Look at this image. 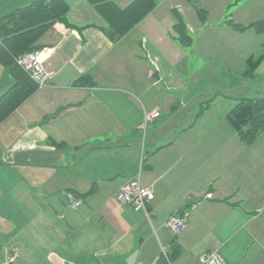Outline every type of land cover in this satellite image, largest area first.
<instances>
[{"label":"crops","instance_id":"obj_1","mask_svg":"<svg viewBox=\"0 0 264 264\" xmlns=\"http://www.w3.org/2000/svg\"><path fill=\"white\" fill-rule=\"evenodd\" d=\"M16 1L0 13L34 0ZM66 1L69 26L57 23L39 41L48 85L0 120V253L21 251L28 261L36 254L40 264H201L218 252L227 264H264V196L249 201L254 192L243 183L258 190L262 178L231 171L233 157L223 162L220 141L201 129L174 125L188 105L178 120L163 115L174 107L159 100L157 49L140 24L113 42L93 6ZM164 27L150 36H165ZM0 76L1 98L14 80L2 65ZM153 110L162 114L143 140L139 127ZM138 176L155 193L149 216L116 199ZM68 194L83 204L71 208ZM176 215L187 220L180 234L166 225Z\"/></svg>","mask_w":264,"mask_h":264},{"label":"rangeland","instance_id":"obj_2","mask_svg":"<svg viewBox=\"0 0 264 264\" xmlns=\"http://www.w3.org/2000/svg\"><path fill=\"white\" fill-rule=\"evenodd\" d=\"M15 1L8 0L4 6L0 2V8L12 7L11 3ZM114 1L123 8L131 0ZM158 3L149 15L151 21L145 18L139 27L151 38L152 47L157 49V64L162 77L159 87L164 90L159 100L168 107L171 104L174 107L161 112L163 115L176 112L178 120L187 111L186 120L173 124L182 121L189 130L198 128L195 133L201 129L200 134L205 139L219 140V147L224 151L223 162L233 157L228 164L231 171H247L260 176V185H263L258 190L257 184L243 182L254 192L253 199L249 201L257 203V194L264 196V133L251 145L239 142L227 115L242 97L264 98V63L254 77L245 75L246 60L251 56L258 59L264 55V31L252 27L264 20V0H158ZM174 9L184 19L190 44H184L175 31L178 19ZM199 10H205V14H200ZM6 13L9 12H1L0 16ZM152 20L156 27L146 28L151 26ZM161 25L165 26V36H161V31L150 36L149 32L161 29ZM158 55L167 57L168 64L163 66V60ZM186 105L187 110L184 111ZM153 125L148 126L145 138L142 134L143 140L150 138L148 132ZM221 165L224 167L227 164ZM246 181L251 183L250 178ZM8 252L4 248L0 253V264H40L36 263V254L28 261V256L21 251L12 255Z\"/></svg>","mask_w":264,"mask_h":264},{"label":"trees","instance_id":"obj_3","mask_svg":"<svg viewBox=\"0 0 264 264\" xmlns=\"http://www.w3.org/2000/svg\"><path fill=\"white\" fill-rule=\"evenodd\" d=\"M87 1L106 22L105 33L113 42L126 37L159 5L158 0H134L122 8L114 0ZM71 9L66 0H34L25 7L0 16V63L14 80V85L0 98V120L18 109L41 87L30 72L18 64V58L42 50L44 47L40 44V39L57 23L69 26ZM174 12L178 19L174 25L175 31L184 44H190L184 19L175 9ZM199 13L205 14V10H199ZM252 27L260 32L264 31V20L254 23ZM263 63L264 55L258 59L249 57L246 60L245 75L254 77ZM85 79L91 78L84 76L81 80ZM227 120L238 138L246 145H251L264 133V98H240L236 107L227 115ZM50 144L64 147V144L53 139H50ZM94 191L95 184L84 196Z\"/></svg>","mask_w":264,"mask_h":264},{"label":"built area","instance_id":"obj_4","mask_svg":"<svg viewBox=\"0 0 264 264\" xmlns=\"http://www.w3.org/2000/svg\"><path fill=\"white\" fill-rule=\"evenodd\" d=\"M47 53L45 50H39L33 53L22 55L18 58V64L30 72L32 78L42 87L48 85L50 80V73L46 70ZM161 113L159 110H153L145 112L144 121L140 125L139 129L144 133L150 124H153ZM144 158L142 159V163ZM117 201L124 205L132 207L137 212H144L149 216L148 205L155 199L154 190L150 187L143 186L141 184L139 176L135 179L124 184L116 195ZM68 204L71 208L77 209L83 201L80 198L74 196V194H68ZM186 217L181 215L172 216L168 219L166 225L175 234L182 233L186 228ZM2 224L0 222V229ZM16 253V251H14ZM201 264H227L224 257L218 252H208L200 257Z\"/></svg>","mask_w":264,"mask_h":264}]
</instances>
